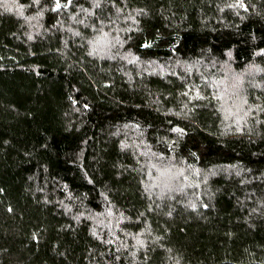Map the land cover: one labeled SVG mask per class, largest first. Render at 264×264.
I'll return each instance as SVG.
<instances>
[{"label":"trees","instance_id":"16d2710c","mask_svg":"<svg viewBox=\"0 0 264 264\" xmlns=\"http://www.w3.org/2000/svg\"><path fill=\"white\" fill-rule=\"evenodd\" d=\"M55 2L0 0V264H264V0Z\"/></svg>","mask_w":264,"mask_h":264},{"label":"rangeland","instance_id":"374dc122","mask_svg":"<svg viewBox=\"0 0 264 264\" xmlns=\"http://www.w3.org/2000/svg\"><path fill=\"white\" fill-rule=\"evenodd\" d=\"M254 71V70H253ZM253 75H255V73L253 72ZM231 78H233V79H231V81L233 82V84H232V86H230V89H231V91L234 89V87L235 88H237V89H242L240 86H242V81L240 80V79H238L237 77H235V76H232ZM237 78V79H236ZM234 80H235V82H234ZM230 98H232V96H230ZM242 101H241V103H240V100H239V102L237 101V103H236V105H235V109L237 110L238 108H239V110H240V108L242 107ZM235 110V111H236ZM149 167H150V165H149ZM151 168V167H150ZM155 172H159L158 170L157 171H155ZM161 174H162V172H161ZM167 174L165 173V175L163 176V174H162V176H163V178H161L162 176L160 175V178L159 179H157V180H159V181H163V180H166L169 176H166Z\"/></svg>","mask_w":264,"mask_h":264},{"label":"snow or ice","instance_id":"6c2138e0","mask_svg":"<svg viewBox=\"0 0 264 264\" xmlns=\"http://www.w3.org/2000/svg\"><path fill=\"white\" fill-rule=\"evenodd\" d=\"M38 2V0H37ZM68 3H71V0H68ZM64 7H67V4H64L63 5ZM97 7H99V3L96 4ZM241 7H245V5L243 3L240 4ZM62 7V4H61V0H56L55 2V8L56 9H60ZM262 52H264V49H261ZM178 131H182L181 129H177Z\"/></svg>","mask_w":264,"mask_h":264}]
</instances>
